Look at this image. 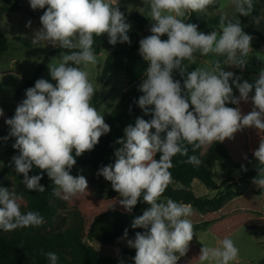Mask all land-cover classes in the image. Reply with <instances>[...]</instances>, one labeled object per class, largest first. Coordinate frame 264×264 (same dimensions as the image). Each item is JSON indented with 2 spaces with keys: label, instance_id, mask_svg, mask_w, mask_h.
<instances>
[{
  "label": "clouds",
  "instance_id": "1",
  "mask_svg": "<svg viewBox=\"0 0 264 264\" xmlns=\"http://www.w3.org/2000/svg\"><path fill=\"white\" fill-rule=\"evenodd\" d=\"M28 2L32 10L46 9L32 43L46 42L72 51L62 54L59 64L48 66L55 84L43 78L36 80L16 106L14 116L5 120L9 136L15 138L13 148L19 150L11 162L15 172L23 175L27 190H46L40 184L42 175L29 176L37 168L53 182V194H62L68 201L88 189L85 176L70 174L76 157L92 151L100 138L111 131L104 116L92 105L96 90L85 70L97 62L94 36L106 34L113 46L130 44L132 25L110 0ZM231 4L239 17L250 16L254 10L253 0H231ZM143 5L153 23L151 35L139 41V54L147 68L138 86L142 95L136 103L152 118L137 117L134 125L125 127L124 137L116 141L120 147L114 153L115 163L101 167L97 176L111 182L126 212L131 213L138 202L149 206L131 224L133 229L144 231L127 239V246L135 249L134 264H177L189 251L195 233L188 218L193 214L190 205L171 198L161 201L172 182V158L188 154L185 144L192 145L195 151L214 142L233 140L236 133L246 128L264 132V68L252 83L224 70L225 66L243 70L248 63L253 37L244 31L240 19L222 15L220 31L207 34L199 31L197 24L186 23L185 17L207 13L217 0H143ZM31 23L29 20L26 26ZM165 35L167 39H161ZM197 54H212L223 60L188 71L185 61L195 64ZM174 72L183 78V86L174 78ZM233 86L238 96L234 95ZM241 102L252 105L246 114ZM3 116L0 108V117ZM253 156L259 166L252 182L264 189V137ZM184 162L201 164L195 155ZM22 198L0 187V230L10 232L44 222L37 211H21L17 201ZM127 237L125 229L124 238ZM219 245H203L196 257L199 264H232L238 259L239 249L231 238H223ZM45 255L49 264H58L56 253ZM120 264H124L123 260Z\"/></svg>",
  "mask_w": 264,
  "mask_h": 264
},
{
  "label": "trees",
  "instance_id": "2",
  "mask_svg": "<svg viewBox=\"0 0 264 264\" xmlns=\"http://www.w3.org/2000/svg\"><path fill=\"white\" fill-rule=\"evenodd\" d=\"M4 12L22 11L23 7L13 0H2ZM254 10L250 16H240L244 31L253 33V27L260 17L261 10L256 0H253ZM129 22L136 24V31H129L131 43H108V36H94V51L96 55L106 51L108 53L101 78H110L118 72H123L129 84L118 103L112 108L105 122L111 131L100 138L99 143L90 152L76 157V164L71 169L72 175H78L79 167H90L95 174V179L101 186L107 187L111 182L103 176H97L98 170L115 163V151L120 147L116 141L124 137V129L129 124L134 125L137 117L150 120L151 115H145L136 101L142 93L138 86L147 68V63L139 54V41L151 35L149 22L139 13L127 14ZM196 21L195 13L189 17V22ZM200 25L197 22H194ZM167 39V36L161 37ZM25 42V41H24ZM11 46V41L6 37L0 24V56L5 54ZM72 50L56 48L39 67L33 77L25 80L22 98L28 88L34 87L36 80L46 70L49 58L60 53H69ZM185 64H189L185 61ZM188 71H192L188 68ZM174 78L181 81L183 78L178 72L173 73ZM239 95V92L235 94ZM20 101V102H21ZM235 107L236 105H228ZM241 110L246 114L251 110V103L241 102ZM154 131V130H153ZM164 135V134H162ZM264 132H258L254 128H246L235 134L233 140L226 139L223 142H214L208 147L193 150L192 145L185 144L188 154H177L172 158L173 168L170 169L172 182L169 184L161 198H171L178 203L190 205L193 214L188 217L194 226V231L207 229L213 233H223L222 237H228L232 231L244 227L248 231H254L264 226V189L247 191L244 195L236 191L226 190L220 192L214 198L199 197L192 190L195 181H200L207 189H220L221 184L231 183L235 174H242L245 178L258 175L257 170H250V164L256 159L253 152L258 148ZM15 141H6V151L19 155V150L13 148ZM192 155L201 160L199 166L185 163ZM246 157V158H245ZM159 154H157V159ZM12 159L0 165V187H6L14 192L21 200V211H37L43 217V223L36 227L18 228L5 232L0 230V264H49L45 255L54 252L58 256V264H134L135 249L127 246L114 257L102 256L87 243L98 242L102 245H121L124 239V230L128 229L127 239H133L136 232L143 229H133L132 221L138 215L143 202H138L131 213L119 204L113 191L107 198L98 200L93 196V188L88 184V189L78 194L71 200H64L61 196L53 194L54 185L47 173L33 168L29 176L42 175L40 184L46 190L44 192L29 191L24 186L23 175L15 172ZM243 166V167H242ZM219 168L224 181L218 183L215 180L216 169ZM247 169L246 171L244 169ZM61 210L69 211L68 217L60 214ZM243 212V213H242ZM200 248L190 242L189 251L180 257L177 264H199L196 257L200 254ZM178 255V254H177ZM264 264V259L260 261Z\"/></svg>",
  "mask_w": 264,
  "mask_h": 264
},
{
  "label": "rangeland",
  "instance_id": "3",
  "mask_svg": "<svg viewBox=\"0 0 264 264\" xmlns=\"http://www.w3.org/2000/svg\"><path fill=\"white\" fill-rule=\"evenodd\" d=\"M18 2L22 7V11L17 12H4L2 10L3 1L0 0V24L6 37L11 41L10 49L0 56V108L4 110V116L0 117V165L12 159L16 154H11L6 151L5 142L9 140L15 141L14 137L9 136V126L5 120L11 118L15 114V109L22 98V91L25 80L33 77L35 70L39 67L42 61L56 49L46 42L32 43V36L35 30L41 27L40 16L46 9L32 10L28 0H13ZM259 4L261 14L257 20L256 25L253 27V33H248L253 37L251 41V51L247 56V66L243 70L233 66H225V71H232L236 76H240L242 80H248L250 83L258 76L259 71L264 68V0H256ZM114 6H118L125 14L139 13L146 18L151 28L153 21L148 18V9L143 5V0H110ZM225 15L228 19H239V15L234 12L231 0H217V5L210 8L207 13H195L196 21L189 22V17H185L186 23L197 22L200 27L199 31L210 33L211 31H220V17ZM31 20V26L27 27L28 21ZM127 20V18H126ZM128 23L132 25L131 30L136 31V24L134 22ZM195 24V23H194ZM25 41V42H24ZM58 48V47H57ZM64 53L56 54L49 58L48 65L43 71L39 79L43 78L55 84L50 76V65L59 64L60 58ZM108 53L106 51L96 55L97 62L94 65H88L85 70L90 73V79L95 86V95L92 99V105L104 116L108 118L112 108L118 103L122 93L129 89L128 81L123 72H118L110 78H101L105 59ZM198 59L195 64L189 62V69L207 67L214 63L215 60H223L222 57H216L209 54L207 57H201L197 54ZM224 65L222 64V67ZM83 67V65H81ZM231 83V81H230ZM234 95L238 90L233 86ZM251 95V94H250ZM7 137V139H4ZM258 161L250 164V170H256ZM78 175L86 177L88 184L93 188V196L98 200L107 198L108 193L113 191L116 199L119 201L121 197L119 193L113 190L110 184L107 187L101 186L95 179L94 171L90 167H79ZM252 176L245 178L242 174L234 175L231 183H224V177L219 168L216 169L215 180L221 184V188L217 190L207 189L200 181H196L192 190L199 197L214 198L220 192L226 190L236 191L239 194H245L247 191L258 190L252 181ZM167 198H161V201H166ZM19 204L21 200L17 201ZM149 207L146 203L138 212L141 215L143 211ZM243 213V212H242ZM60 214L63 217L69 216V211L61 210ZM195 235L191 243L198 248L204 246L219 247V242L223 239V233H213L207 229L194 231ZM228 238H231L235 246L239 249L238 259L232 264H260V260L264 259V226L254 231H248L244 227L232 231ZM87 243L93 246L100 255L106 257H114L118 255L124 246L127 244V238L122 240L120 246H107L98 242Z\"/></svg>",
  "mask_w": 264,
  "mask_h": 264
},
{
  "label": "crops",
  "instance_id": "4",
  "mask_svg": "<svg viewBox=\"0 0 264 264\" xmlns=\"http://www.w3.org/2000/svg\"><path fill=\"white\" fill-rule=\"evenodd\" d=\"M195 182H196V181H195ZM195 182H194V183H195ZM193 185H194V184H193ZM261 260H262V259H261ZM261 260H260V261H261Z\"/></svg>",
  "mask_w": 264,
  "mask_h": 264
}]
</instances>
